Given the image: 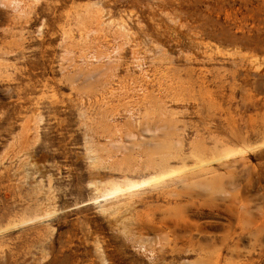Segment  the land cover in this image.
<instances>
[{
  "label": "rangeland",
  "instance_id": "1",
  "mask_svg": "<svg viewBox=\"0 0 264 264\" xmlns=\"http://www.w3.org/2000/svg\"><path fill=\"white\" fill-rule=\"evenodd\" d=\"M0 264H264V0H0Z\"/></svg>",
  "mask_w": 264,
  "mask_h": 264
},
{
  "label": "bare ground",
  "instance_id": "2",
  "mask_svg": "<svg viewBox=\"0 0 264 264\" xmlns=\"http://www.w3.org/2000/svg\"><path fill=\"white\" fill-rule=\"evenodd\" d=\"M137 188L138 187L136 186V187H130V188H125V189H120V190H117V191L108 193V194L102 196L100 199L107 200V199L115 198V197H117L120 194H124L126 192L133 191V190H135ZM94 202H98V200H96Z\"/></svg>",
  "mask_w": 264,
  "mask_h": 264
}]
</instances>
